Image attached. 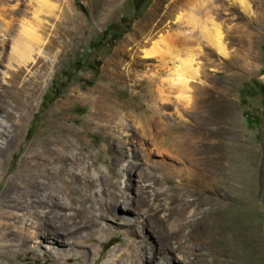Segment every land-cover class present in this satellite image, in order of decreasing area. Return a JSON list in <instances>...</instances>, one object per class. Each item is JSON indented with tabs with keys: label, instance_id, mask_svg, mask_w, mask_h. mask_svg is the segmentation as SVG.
<instances>
[{
	"label": "rangeland",
	"instance_id": "374dc122",
	"mask_svg": "<svg viewBox=\"0 0 264 264\" xmlns=\"http://www.w3.org/2000/svg\"><path fill=\"white\" fill-rule=\"evenodd\" d=\"M18 1L26 13L17 35L21 20L35 24L31 0ZM49 3L39 42L25 40L27 67L11 46L0 63V264H121L122 254L139 264H264V0ZM173 63L184 88L168 82ZM17 66L26 71L20 103L1 95ZM98 86L137 118L87 126ZM158 95L168 101L153 104ZM150 105L165 113L158 129L147 125ZM49 131L75 148L48 188L24 193L25 160ZM154 132L163 147L197 141V165L187 153L180 160L156 150ZM192 176L201 180L197 191L181 186ZM41 212L59 225L20 239L25 219L30 233L46 221Z\"/></svg>",
	"mask_w": 264,
	"mask_h": 264
},
{
	"label": "bare ground",
	"instance_id": "6f19581e",
	"mask_svg": "<svg viewBox=\"0 0 264 264\" xmlns=\"http://www.w3.org/2000/svg\"><path fill=\"white\" fill-rule=\"evenodd\" d=\"M30 3H32L31 5H33V8H34L32 10V17H33L35 24L32 25L28 21L26 22L24 20H21L19 24L20 29L17 30L18 31V35H17L16 33H14L16 31V29H14V25L20 20V18L25 16L26 11L23 10V8L20 6V3L18 0H0V63L4 59V55L7 50V47L11 46L12 53H13L12 55L16 56L22 62L24 67H27V63L31 59L30 49L27 45L28 44L27 42L30 40L39 42L40 37L38 35V29H37L40 23L39 14L41 11L43 10L47 11L50 7H52L49 3V0H31ZM76 21L78 22V24H82V20L80 19V17H76ZM25 40L27 42H25ZM208 40H210L213 47L216 48L219 51V53H222V54L225 53V48L223 44L221 43L219 37L218 38L211 37ZM162 61L164 63L167 62L165 61L164 58H162ZM20 67L22 66L16 67L17 71H11L10 85L6 86L1 92V95L3 97L4 96L10 97L13 100H18L19 103L22 101L23 92L25 91V85L23 81L21 82V77L26 72L24 68H20ZM172 68H173V71L171 72V75H175V78L169 79L168 82L175 87L183 86L184 88L188 80L181 78L182 75L177 69V65L173 63ZM19 82H21L20 86H18ZM175 98L179 100L182 98L185 99L186 97H182L181 93H179L178 95H176ZM158 100L168 101V96L166 95L154 96L152 103L155 104ZM91 103H92L91 104L92 106H91L90 112L86 116V119H85V123L87 126H92V127L94 126L95 128L98 129L104 126L103 122L112 123L113 120L121 119L123 118V116L137 118L136 115H133V114L130 115V111L129 112L124 111L126 109L121 108L120 104L114 101L110 97V95L106 92V90L102 89L99 86L98 88L94 90V92H92ZM148 110H150V115L147 117V121H148L147 125L155 129H158L159 126H161V124L163 123V122L160 123V121L162 119V116L165 115V113H163L161 109H157L156 107H153V106H151ZM206 111L202 115L205 118L204 123L206 122V128L208 129L209 132H211L210 131V126L212 123L211 122L212 121L211 111L209 110H206ZM124 112H127V113H124ZM6 125H7L6 122L3 119H1L0 120V134L3 131V128L5 129ZM47 129L48 130L52 129L50 124L47 126ZM124 135L126 136V134ZM38 137L40 138V141L37 142L35 146V151H34L35 157H27L24 163L25 171H30V175L28 179L26 180V182L23 183L25 187L23 189L24 193H29L30 187H32L33 189H39L40 191H43L46 187L48 188V186H50V183L54 179L59 177L60 173H63V169L65 168V164H66V159H68V157L63 154L65 150L67 148H70V150H74L75 148L72 142H70L67 139V136H58L55 133H53V131H49V134L46 136H43L40 133ZM149 137L152 141V144L156 147V150L164 148V150L163 149L162 150L165 151L166 154L170 155L171 157L180 159V160H183L188 154L192 162L191 164H193L194 166L197 165V161H199L198 157L202 154V150H203L202 146L197 141L189 139V138L188 140L182 137L177 138L176 140L178 143L174 142L177 145H174L173 143L169 147H163L162 144L160 143L163 139H160L158 132L149 134ZM191 138H193V136ZM1 148H3V143H0V149ZM213 149L215 148L212 145V142L209 140L206 145L207 157L209 159H211L209 153L212 154L213 152L211 151H213ZM50 165L55 166L53 172L48 171L49 169L48 166ZM199 182H201V180L198 177L192 176V178H183L181 181V186L186 189H188V187H191L196 190V186ZM205 183L208 184V189H211L212 187L211 177H208ZM41 196H43V193L41 194ZM37 197H39L40 199L39 192L37 193ZM123 198L125 199L122 201V203L128 202V199L126 200V197H123ZM42 200L43 199L41 198L39 201V204L40 203L42 204ZM39 217L46 218L45 219L46 221L41 224L39 222L35 223L34 232L32 233H30V231L27 229L28 223L26 219L24 220L23 225L19 227L16 232V234L19 235L20 239L33 240L39 237L40 235L42 236L43 234L48 232L50 228H54L55 224L56 225L58 224L57 222L54 224L53 222L52 223L50 222V220L48 219L47 212L46 213L41 212V215L39 214ZM70 227L72 228V225ZM139 247L142 248L144 246L140 245ZM146 260L149 261L150 259L146 258L145 261ZM120 261H121V264H123L124 262L125 263L130 262V264H139L142 261V259L140 257L133 256L132 254H122V258H120Z\"/></svg>",
	"mask_w": 264,
	"mask_h": 264
},
{
	"label": "trees",
	"instance_id": "16d2710c",
	"mask_svg": "<svg viewBox=\"0 0 264 264\" xmlns=\"http://www.w3.org/2000/svg\"><path fill=\"white\" fill-rule=\"evenodd\" d=\"M81 9L83 10V8H81ZM83 11H84V10H83ZM259 88H260V90L264 91V87L259 86ZM243 89H245V88H243Z\"/></svg>",
	"mask_w": 264,
	"mask_h": 264
}]
</instances>
